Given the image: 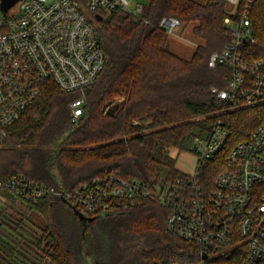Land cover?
I'll return each instance as SVG.
<instances>
[{
  "label": "trees",
  "instance_id": "1",
  "mask_svg": "<svg viewBox=\"0 0 264 264\" xmlns=\"http://www.w3.org/2000/svg\"><path fill=\"white\" fill-rule=\"evenodd\" d=\"M227 9L223 1L149 0L139 18L122 10L109 16L86 11L108 60L85 92L84 116L77 125L71 121L69 104L79 92L63 93L55 83H46L0 143V179L19 174L73 189L105 172H118L123 179H138L151 187L182 173L171 150L191 152L193 140L208 137L215 124L228 126L230 145L248 139L264 120V104L233 108L212 93L214 87L227 88L228 69L209 66L211 55L222 52L231 41ZM164 18L195 24L193 34L202 45L190 60L170 51V36L159 28ZM250 19L256 44L244 46L245 56L264 61V0H256ZM9 199V208L21 201L39 213L45 227L37 240H20L7 233L17 228L11 227L8 206L1 207L0 259L6 258L5 264H34L32 256L39 253L52 264L201 261L194 245L166 231L167 210L149 199L128 210L81 221L80 227H89L87 235L61 227L55 214L57 204L64 203L60 199ZM25 246L37 254L24 252Z\"/></svg>",
  "mask_w": 264,
  "mask_h": 264
},
{
  "label": "built area",
  "instance_id": "2",
  "mask_svg": "<svg viewBox=\"0 0 264 264\" xmlns=\"http://www.w3.org/2000/svg\"><path fill=\"white\" fill-rule=\"evenodd\" d=\"M4 1L0 0V143L49 82L63 93H80L69 104L71 121L77 125L85 114V92L108 60L86 11L109 16L122 10L139 18L146 8L139 4L132 10L128 0H18L5 11ZM211 1L231 8L225 19L231 41L209 62L212 69H228L227 88L214 87L212 93L233 108L263 105L264 61L248 60L244 52L245 45L256 44L250 19L256 0ZM181 25L178 19L164 18L159 28L170 35ZM191 152L198 158L195 174L181 173L151 187L138 179H123L118 172H105L73 189L14 174L0 179V208L10 204L9 196L35 202L52 197L93 219L149 199L167 210L166 231L199 250V264H264V120L235 145H230L228 126L215 124L208 137L193 140Z\"/></svg>",
  "mask_w": 264,
  "mask_h": 264
},
{
  "label": "rangeland",
  "instance_id": "3",
  "mask_svg": "<svg viewBox=\"0 0 264 264\" xmlns=\"http://www.w3.org/2000/svg\"><path fill=\"white\" fill-rule=\"evenodd\" d=\"M128 1L130 2L132 10H135L137 5L139 4L143 5L145 8L149 4V0H128ZM227 8H228L227 11L230 15L231 8H229L228 6ZM194 26L195 24H190V25L182 24L181 27L176 29L174 34L169 35L170 51L185 60H190L197 47L202 45V42L198 40L193 34ZM116 100L121 101V98H116ZM171 155L176 158V168L178 169V171L189 175L195 174L198 164V158L193 152L183 151L179 154L177 149H173L171 150ZM63 202L64 203H58L55 208V214L61 227L64 230L70 231L71 233L74 234L77 233H82L85 235L89 234L90 232L89 227L87 226L83 228L80 227L81 224L80 215H75L72 209L69 207V205H67L65 201ZM7 206L8 209L6 213L11 215L13 220L11 227H13V229L17 228L15 231L13 230L12 233H11L12 228H9V230H7V233L9 232L8 234L10 235L15 234L16 237L19 238L20 240L23 237H27L31 241L37 240V238L42 234L43 228L45 227V222L42 216L37 212L28 210L21 203V201H17L12 208H9V204ZM18 211L23 215H20ZM18 225H22V226L20 227ZM30 247L33 248V245H30ZM23 249L24 252H28V253L31 252L37 254L36 252H33L32 249L27 248V246H25ZM32 258L34 259L33 260L34 264H52L49 261V259H47L42 253H39L36 256H32ZM5 259L6 258H3L2 256L0 259V264H5L6 262ZM25 264L28 263L25 262Z\"/></svg>",
  "mask_w": 264,
  "mask_h": 264
},
{
  "label": "water",
  "instance_id": "4",
  "mask_svg": "<svg viewBox=\"0 0 264 264\" xmlns=\"http://www.w3.org/2000/svg\"><path fill=\"white\" fill-rule=\"evenodd\" d=\"M17 1L18 0H5L4 1V5H3L4 6V10L8 11V9L11 8ZM98 19L101 20V18H98ZM78 215H80V214H78ZM80 219H81V221H84V222L92 220V219H87V218H85V217H83L81 215H80ZM204 260H207V256L206 255H204Z\"/></svg>",
  "mask_w": 264,
  "mask_h": 264
}]
</instances>
